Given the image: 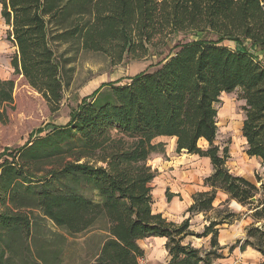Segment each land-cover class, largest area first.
<instances>
[{"label":"trees","instance_id":"1","mask_svg":"<svg viewBox=\"0 0 264 264\" xmlns=\"http://www.w3.org/2000/svg\"><path fill=\"white\" fill-rule=\"evenodd\" d=\"M0 6L15 47L13 73L52 111L78 52L101 53L116 65L149 56L172 35H204L176 44L127 83L102 84L66 124L0 153V264H61V248L34 235L45 220L68 235L103 221L105 237L89 264H138L144 251L137 241L148 237L166 238L168 264H213L222 258L219 230L241 216L229 209L231 201L252 220L240 248L255 249L264 264V182L232 173L228 147L215 143L216 104L236 90L244 101L245 153L264 164V63L222 43L247 40L264 50V0H0ZM13 87L12 79L0 78V120ZM161 136L175 138L176 153L212 165L203 179L207 189L192 195L188 217L178 224L152 210L155 171L147 160L163 152L153 144ZM217 192L227 198L214 207ZM195 214L207 222L201 232L189 229ZM190 236L208 238V247L194 248Z\"/></svg>","mask_w":264,"mask_h":264},{"label":"rangeland","instance_id":"2","mask_svg":"<svg viewBox=\"0 0 264 264\" xmlns=\"http://www.w3.org/2000/svg\"><path fill=\"white\" fill-rule=\"evenodd\" d=\"M7 28L0 16V78L14 81L13 102L5 107V115L0 120V153L6 148L22 146L31 136L41 129H48L50 125L66 124L71 110L102 84L119 80L118 85L127 83L128 77L145 70L150 63L162 59L173 50L176 44L204 37L201 33L172 35L170 40L151 51L149 56L137 60L125 58L116 65L101 53L78 52L74 61L68 65L72 69L71 77L63 88V99L59 109L52 111L40 93L32 89L21 75L13 73L10 60L15 47L7 39ZM222 43L231 49L245 48L254 56L255 54L262 56L264 61V50L252 46L247 40L242 43L243 46L231 40H224ZM242 105L243 101L237 98L236 90L220 96V102L216 104V142L220 147L227 145L231 156L228 166L232 172L238 167L245 166L246 175L252 177V182L258 178L263 179L264 182V164L258 158L248 157L245 153L247 146L241 135V124L244 119ZM153 144H160L163 147V152H153L147 160V165L155 171V177L150 183L153 209L165 216L172 215L169 217L175 219L178 216L175 212L171 214L173 208L176 205H186L191 195L189 190L200 184L202 174L197 177L193 172L199 168L203 173L206 167L202 163L196 165L198 160L184 152L177 154L173 140L168 137H157L153 140ZM204 144L203 141L199 142L200 146ZM239 162L242 164L240 165ZM256 185L259 186V182H256ZM166 194L169 201L166 200ZM219 199L223 197L219 195L215 205ZM228 207L234 212L239 209L236 204H229ZM186 216L187 214L184 218ZM190 223L193 231L201 232V217H192ZM239 225L241 224L234 222L231 227H225L226 230L221 236L219 235L220 245H222L220 252L224 256L220 259V264H236V254L231 256L232 249L239 243L236 239H241L245 235L244 230L238 227ZM102 229H104L103 221L86 232L68 235L64 230L45 220L40 222L34 235L41 242L48 240L55 247L61 248V264H89L94 261L105 237V231ZM188 240L197 248L204 241L190 237L186 239ZM140 245L144 249V257L140 259L139 264L167 263L168 258L159 242L149 239L141 241Z\"/></svg>","mask_w":264,"mask_h":264},{"label":"crops","instance_id":"3","mask_svg":"<svg viewBox=\"0 0 264 264\" xmlns=\"http://www.w3.org/2000/svg\"><path fill=\"white\" fill-rule=\"evenodd\" d=\"M0 10H1V6H0ZM1 16V15H0ZM257 56V57H256ZM255 57L257 58V59H259L261 62H263L264 63V61H263V59L261 58L262 56H258V54H255ZM222 94H224V93H222ZM221 94V95H222ZM241 101H243V100H241ZM243 105H244V101H243ZM242 105V106H243ZM241 126H242V124H241ZM161 137H165V136H161ZM168 138H170V139H172L173 140V142H174V146H175V148H176V144H175V138H173V137H168ZM200 141H203L205 144H204V146H200L199 145V142ZM199 142H198V145L202 148V149H205L206 147H207V143H206V141H204V140H199ZM215 143L217 144V142H216V140H215ZM218 145V144H217ZM227 146V145H226ZM220 147V146H219ZM222 147H224V146H221L220 148H222ZM228 151H229V149H228ZM181 153H183V152H181ZM177 154H180V153H177ZM187 154V153H186ZM188 156H191V157H193V158H195L196 160H198L197 162V164L196 165H199L200 163H202L206 168H205V172H203L202 173V169L200 170L199 168H198V170H196L195 172H193L194 173V176H201V174H202V176L200 177V184L199 185H196L195 186V188L193 189H190L189 190V192H190V197L187 199V204L186 205H176L174 208H173V212H171V214L172 213H174L175 212V215L176 216H178L177 218H173V217H169V216H172V215H169V216H165V215H163L161 212H159V211H155L154 209H153V203H152V210L154 211V212H156V213H160L166 220H168V221H171V222H173V223H176V224H178V223H180L182 220H184L185 218H187L188 217V213H186V209L192 204V195L194 194V193H196V192H198V191H202V190H206L207 188L203 185V179L206 177V176H208L211 172H212V165H211V163H210V160L208 159V158H206V157H199V156H197V155H194V154H187ZM229 155H230V153H229ZM249 157V156H248ZM230 158H231V156H230ZM229 158V159H230ZM253 158H257V157H253ZM229 159H228V161H227V167L229 168V166H228V163H229ZM260 160V159H259ZM261 161V160H260ZM256 162V161H255ZM239 164L241 165L242 164V162H239ZM199 167V166H198ZM246 167L245 166H241V167H238V168H236V171H234V172H232L231 170H230V168H229V170L232 172V173H234V174H236V175H241V176H243V177H245L246 179H248V180H252V177L249 175V176H247L246 175V173H247V170L245 169ZM262 181H263V179H262ZM255 183H256V179H255ZM219 195H221L222 197H223V199H219V202L217 203V205H215V201L217 200V197L219 196ZM226 198H227V196L224 194V193H222V192H217V194H216V198H215V200H214V202H213V206L214 207H218L222 202H224L225 200H226ZM166 200L167 201H169L168 199H167V194H166ZM152 201H153V199H152ZM230 205L231 204H236V207H238L239 209L236 211V213H239V214H241V216H240V218H239V220H236L235 222H236V224L237 223H240L241 225H239L238 227H241L243 230H244V233H245V228L252 222V220L250 219V217H248V216H246L245 214H243L245 211H246V208L245 207H243V206H241V205H239V204H237L236 202H234V201H231L230 203H229ZM187 214V216L184 218V216ZM201 217L202 218V223H201V225H202V228H201V231L203 230V227H204V225H206L207 224V222L204 220V216L202 215V214H195V215H193L192 217H195V218H197V217ZM192 217H191V219H192ZM190 219V220H191ZM190 223V222H189ZM233 224V223H232ZM232 224H230V225H227V224H224L222 227H221V229L219 230V235L221 236L222 234H223V231H225L226 229H225V227H231L232 226ZM192 225H191V223H190V226H189V229L190 230H192ZM237 227V228H238ZM193 231V230H192ZM195 232V231H194ZM219 235H218V244H219V246L221 247L222 245H220L221 243H220V241H219ZM188 238V237H187ZM190 238H193V239H196V240H204L203 241V243H201V245H200V247H198V248H207L208 247V238H195V237H193V236H190ZM149 239H154V240H156L157 242H159L161 245H162V248H163V252H164V254H166V256H167V263L166 264H168L169 263V260H170V256L168 255V253H167V250H166V248H165V243H166V238H164V237H148V238H145V239H140V240H138L137 241V243H138V245L140 246V248H142L141 247V245H140V242L141 241H143V240H149ZM245 239V235H244V237L243 238H241V239H236V241L237 240H239V243H238V245L236 244V251H235V248H233L232 249V254H231V256H233V254H236V264H263V257H262V255L258 252V251H256L255 249H253V248H251V247H249V246H245V247H243V248H240V246L242 245V242H243V240ZM190 240H188V242H189ZM187 242V241H186ZM191 242V241H190ZM205 244V245H204ZM191 246H193L194 248H197V247H195L193 244H192V242H191ZM231 246H232V244H231ZM222 248V247H221ZM143 249V248H142ZM143 251H144V249H143ZM236 252V253H235ZM235 256V255H234ZM222 258H224V256H223V254H222ZM222 258H218V259H216V260H214L213 261V264H220L219 263V261H220V259H222ZM232 259H233V257H232ZM139 264V263H138Z\"/></svg>","mask_w":264,"mask_h":264}]
</instances>
